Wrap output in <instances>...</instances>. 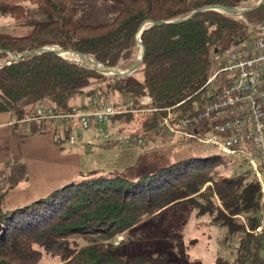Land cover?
<instances>
[{"label":"trees","instance_id":"1","mask_svg":"<svg viewBox=\"0 0 264 264\" xmlns=\"http://www.w3.org/2000/svg\"><path fill=\"white\" fill-rule=\"evenodd\" d=\"M93 1L112 4L114 12L107 21H83L84 0H0V14L10 16L18 27L17 32L0 30V113H10L17 120H38L34 116L40 104L65 112L73 105H84L93 94H111L116 104L122 98L132 102L128 110L111 117V124L146 114L143 130L158 134L156 122L167 108L177 121L195 114L209 99L205 82L214 54L247 39L251 27L264 25V4L238 15L205 9L174 22L197 9L249 8L258 0ZM247 2L251 4L243 6ZM161 20L169 23L147 24L139 35L145 51L132 82L52 52L17 60L10 56L56 47L85 54L111 68L127 62V69L136 60L141 24ZM145 96L150 101L141 104ZM38 121L49 125L55 146L62 149L67 127ZM207 146L204 155L179 159L135 179L89 170L79 173L80 180L31 202L0 205V264H41L45 258L47 264H173L164 254L125 249L137 228L153 224L149 229L154 233L161 216L178 209H191L196 218L207 216L224 228L223 244L236 237L233 264H264L260 183L245 158ZM222 167L231 173L222 175ZM121 234L124 237L115 242ZM226 263L221 256L213 262Z\"/></svg>","mask_w":264,"mask_h":264},{"label":"rangeland","instance_id":"2","mask_svg":"<svg viewBox=\"0 0 264 264\" xmlns=\"http://www.w3.org/2000/svg\"><path fill=\"white\" fill-rule=\"evenodd\" d=\"M251 2L243 6H249ZM84 13L80 16L88 23H98L107 21L114 12V8L109 2H94L84 0L82 2ZM0 30L7 32H17L18 27L8 15L0 14ZM140 48L137 46L133 58H137ZM72 60L80 59L73 55L68 57ZM128 63H122L120 70L126 69ZM110 76V75H107ZM128 82L136 80L137 75L130 73L125 75ZM12 118L16 126H7L0 129V195L3 192L16 189L21 182L28 180V172L21 145L18 142L19 157L9 155L4 160L8 150L9 137L6 136L10 130L19 141L22 135H41L48 143L58 151L75 154L80 163V171L101 170L103 172H114L128 178H138L145 174H150L157 169L167 166L172 162L190 156H201L206 154L207 145L202 144L197 139H186L182 135L157 134L156 131H144L142 122L146 119V114H134L133 119L123 118L114 120L101 126L100 130L110 134L123 133L125 135H136L134 143H118L115 141L103 143L97 141L98 128L83 129L80 126L74 127L68 132L77 137L74 144L64 142L65 148L55 146L54 138L49 133V125H40L38 120H17L12 114L7 113ZM56 124V123H55ZM57 125V124H56ZM121 128V130H120ZM205 127L199 126L198 131L202 133ZM64 133L61 132V136ZM90 139L95 145L86 147L84 141ZM23 146V145H22ZM222 175L231 173L229 168H220ZM80 176H75L72 181L80 180ZM62 186V185H61ZM25 204V203H23ZM0 205L7 207L8 204L1 198ZM19 205V204H18ZM21 205V204H20ZM159 225L153 232L150 227L153 224H145L133 232L132 243L126 252H137L142 254L160 255L164 254L173 264H213L217 256L224 258L227 263L233 264L235 258L236 237L231 238L226 244L222 239L226 230L210 222L209 217L196 218L194 211L178 209L165 212L158 221ZM124 234L114 238L118 242ZM184 255V256H183ZM45 258L41 264H47Z\"/></svg>","mask_w":264,"mask_h":264},{"label":"built area","instance_id":"3","mask_svg":"<svg viewBox=\"0 0 264 264\" xmlns=\"http://www.w3.org/2000/svg\"><path fill=\"white\" fill-rule=\"evenodd\" d=\"M205 85L210 88L209 99L195 114L175 121L167 108V114L156 122V130L163 135L195 138L225 155L245 158L260 183L264 208V25L251 27L247 39L214 54ZM149 101L145 96L141 104ZM131 106L132 102L126 98L116 104L111 94H93L84 105H73L65 112L40 104L35 109L34 119L53 121L70 130L77 126L98 128V142L131 144L138 140L136 135L118 132L112 135L100 130L114 114ZM199 126L205 127L202 133L198 131ZM66 140L74 144L77 137L68 132ZM56 141L61 143L60 138ZM84 143L86 147L95 145L90 139Z\"/></svg>","mask_w":264,"mask_h":264},{"label":"crops","instance_id":"4","mask_svg":"<svg viewBox=\"0 0 264 264\" xmlns=\"http://www.w3.org/2000/svg\"><path fill=\"white\" fill-rule=\"evenodd\" d=\"M11 125L16 126V124H12V118L7 113H0V129ZM6 136L9 137L10 142L4 160L9 158V155L19 157V142L28 172V180L25 183L21 182L14 191L3 192L4 201L8 206L31 202L53 189L67 184L82 172L75 154H69V151H58L41 135H22L17 141L18 139H15L16 137L9 130ZM63 148L65 146L62 144Z\"/></svg>","mask_w":264,"mask_h":264},{"label":"water","instance_id":"5","mask_svg":"<svg viewBox=\"0 0 264 264\" xmlns=\"http://www.w3.org/2000/svg\"><path fill=\"white\" fill-rule=\"evenodd\" d=\"M261 4H264V0H258L255 5L253 7H249V8H238V7H226V6H220V5H214V6H209V7H206V8H201V9H197L195 10L194 12H192L191 14H189L187 17H184L182 19H179V20H176L174 22H181V21H184L188 18H190L191 16L197 14L198 12H201L205 9H210V10H215V11H218V12H223V13H228V14H233V15H238V14H241V13H244L246 11H251L257 7H259ZM165 23H169V21H155V22H152V21H146V22H143L139 28V31L136 35V44L137 46L140 48L139 50V53L137 54V58L135 60V63L127 68V69H124V70H120V69H116V68H111V67H107V66H104L103 64L93 60L91 57H88L87 55L85 54H82V53H78V52H74V51H71V50H60L56 47H42L40 49H38L37 51H25L19 55H14V54H10V56L12 58H14L15 60L19 59L20 57H24V56H27V55H30V54H36L37 52H52V53H55L63 58H67L64 56V53H71L75 56H77L80 61L78 60H74L75 62L79 63L81 62V65L86 67V68H89V69H94L102 74H110V75H114V76H118V77H121V76H125V75H128L132 72H134L139 64L141 63V60H142V57H143V54H144V46L141 44V41L139 39V35L142 31V29L147 25V24H156V25H161V24H165Z\"/></svg>","mask_w":264,"mask_h":264},{"label":"bare ground","instance_id":"6","mask_svg":"<svg viewBox=\"0 0 264 264\" xmlns=\"http://www.w3.org/2000/svg\"><path fill=\"white\" fill-rule=\"evenodd\" d=\"M139 53V52H138ZM64 56L65 57H70V56H72V54L71 53H64Z\"/></svg>","mask_w":264,"mask_h":264}]
</instances>
